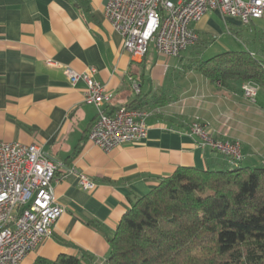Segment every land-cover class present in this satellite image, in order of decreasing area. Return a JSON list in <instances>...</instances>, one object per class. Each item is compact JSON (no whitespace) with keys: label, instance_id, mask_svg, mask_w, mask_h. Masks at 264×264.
Returning a JSON list of instances; mask_svg holds the SVG:
<instances>
[{"label":"crops","instance_id":"crops-1","mask_svg":"<svg viewBox=\"0 0 264 264\" xmlns=\"http://www.w3.org/2000/svg\"><path fill=\"white\" fill-rule=\"evenodd\" d=\"M108 1L0 0V141L36 145L60 165L53 193L65 210L51 237L21 264H55L63 258L108 264L109 241L123 216L178 168L264 167V90L254 85L255 101L249 102L243 84L230 81L224 87L202 74L209 59L229 51L225 44L217 51L201 44L221 35L219 13L194 25L199 40L179 58L162 57L153 45L143 57H132L106 20ZM222 21L244 28L234 19ZM255 39H246L244 46L264 59L262 51L252 49ZM88 68L111 95L103 112L133 105L149 113L141 143L103 153L88 141L98 111L84 102L85 85L72 87L65 76L66 69ZM193 121L220 140L238 142L241 161L232 167L219 153L199 148L188 135ZM78 174L94 185L92 191L82 189Z\"/></svg>","mask_w":264,"mask_h":264},{"label":"built area","instance_id":"built-area-1","mask_svg":"<svg viewBox=\"0 0 264 264\" xmlns=\"http://www.w3.org/2000/svg\"><path fill=\"white\" fill-rule=\"evenodd\" d=\"M211 12L246 27L264 18V0H109L104 14L120 35L122 50L130 56L143 57L153 45L158 55L177 59L197 44L194 25ZM95 74L93 68L82 73L65 70L70 86L85 85L84 102L98 111L88 141L103 153L141 143L147 136L145 119L149 113L128 107L111 114L103 112L101 107L111 101V95L95 80ZM133 89L138 93L136 85ZM241 91L247 101H255L254 85L243 84ZM188 135L199 148L224 156L232 167L242 159L238 142L218 139L198 121L190 124ZM59 168L36 145L0 141V264H21L51 237L55 223L65 213L53 193ZM77 176L82 189H94L83 175Z\"/></svg>","mask_w":264,"mask_h":264},{"label":"trees","instance_id":"trees-1","mask_svg":"<svg viewBox=\"0 0 264 264\" xmlns=\"http://www.w3.org/2000/svg\"><path fill=\"white\" fill-rule=\"evenodd\" d=\"M206 64L203 76L224 87L234 81L264 90V59L247 50ZM109 243L108 264H264V167L178 168L135 201Z\"/></svg>","mask_w":264,"mask_h":264},{"label":"rangeland","instance_id":"rangeland-1","mask_svg":"<svg viewBox=\"0 0 264 264\" xmlns=\"http://www.w3.org/2000/svg\"><path fill=\"white\" fill-rule=\"evenodd\" d=\"M222 20L220 22L219 21L217 22L221 35L219 34L218 36H216L214 41H210L209 43H201L203 46H206L208 44V46L214 48L213 50L217 51L220 44H225L229 46L228 47L229 51H242V50H246V47L244 46L243 43L245 42L246 39L249 40V38H256L255 43L253 44L254 46H252V49L256 51L257 50L262 51L264 53V19L258 22L257 20L252 21L251 22L252 26L249 28L244 27L239 29L232 28L231 25L227 26ZM227 28L233 29L232 30L233 34L229 33ZM249 42L253 43V40H250ZM220 50L218 52H220Z\"/></svg>","mask_w":264,"mask_h":264}]
</instances>
